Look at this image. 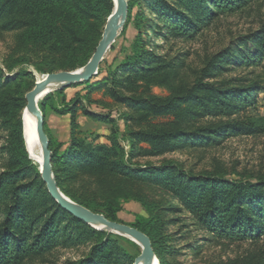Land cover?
Returning a JSON list of instances; mask_svg holds the SVG:
<instances>
[{"label": "trees", "instance_id": "1", "mask_svg": "<svg viewBox=\"0 0 264 264\" xmlns=\"http://www.w3.org/2000/svg\"><path fill=\"white\" fill-rule=\"evenodd\" d=\"M259 2L261 0H177L178 6L165 0L128 2V24L134 22L137 30L131 55L113 69L103 71L99 67L93 79L101 83L106 96L131 110L132 114L122 115L128 129L129 153L116 136L105 146L86 144L75 133L76 112L82 108L81 102L93 103L90 95L96 87L90 81L48 95L39 106L56 185L72 202L117 222V205L128 198L127 186L151 185L167 197L165 205L159 209L163 210L162 214L139 216L133 223L124 224L148 237L158 264H169V255L174 253L170 244L175 242L176 232L167 234L165 230L171 224H179L178 215L182 212L184 219L190 217L198 230L206 233L198 243L209 242L210 235L217 240L249 242L261 249L232 264H264V180L228 183L220 178L192 176L173 165L141 167L134 162L161 156L179 146H207L236 135L256 134L261 129L253 122L236 120L191 131L200 121L232 118L245 107L253 106L256 91L243 85L234 86L236 80L233 79L232 87L227 82H201L182 95L172 93L166 99L150 95L151 86L169 85L174 69L162 56L146 51L144 44L153 23L142 11L133 14V8L142 3L154 8L156 20L162 22L161 26L154 27L158 39L194 41L202 28L219 17L242 12ZM262 5L264 8V0ZM178 7H182V11ZM112 10V0H0V33L15 35L17 45L24 49L26 56L36 58L37 71L71 72L83 67L91 58ZM144 20L146 31L141 36ZM251 47H254L251 54L250 51L242 54L246 47L237 56L229 55L215 62L205 71L204 81L222 77L228 70L225 66L257 63L264 51V20ZM111 51L115 49L112 47ZM24 60L5 67L6 72L10 73ZM105 63L106 67L110 65ZM80 85H86V93L81 95L78 91L68 100L65 91ZM32 86L30 73L21 69L9 77L0 70V264H30L69 248H83L84 254L67 264H133L134 257L119 245V241H124L122 238L96 230L63 210L51 198L37 167L28 159L21 117L24 95ZM48 109L69 117L68 143H58L47 134L45 114ZM83 112L93 119L113 122L110 117L96 116L84 109ZM158 118L168 120L153 124ZM142 144L147 148L140 146ZM90 185L102 196L100 203L88 200ZM195 246L194 251L199 248L197 243Z\"/></svg>", "mask_w": 264, "mask_h": 264}, {"label": "rangeland", "instance_id": "2", "mask_svg": "<svg viewBox=\"0 0 264 264\" xmlns=\"http://www.w3.org/2000/svg\"><path fill=\"white\" fill-rule=\"evenodd\" d=\"M127 1L129 2L130 0ZM165 1L178 6L175 4L177 0ZM142 4L133 8L132 13L135 14L138 11H142L143 16L153 23V28L149 32L144 48L148 53L162 56L166 62L169 61L173 65L174 69L169 76V85L151 86L150 95L161 99L170 97L172 93L182 95L190 87L201 82H227L229 83L228 86L232 87L233 79L236 80L235 82L233 81L234 86L243 85L256 91L253 96V106L251 108L245 107L238 116L232 118L200 121L191 127V131L223 126L236 120L244 121L245 123L253 122L261 131L256 134L232 136L218 143L202 147L179 146V148L169 150L161 156L144 157L136 159L134 162L141 167L173 165L180 171L192 176L220 178L228 183L245 181L254 183L264 180V51L256 64L241 67L228 65L225 66V69L228 70L223 73L222 77L211 81H204L203 78L205 71L210 69L211 65L226 56H237L246 47L247 50L242 52L243 55L248 51H250V54L254 52V47H251L252 40L255 36H259L262 21L264 20L262 0L255 7L219 17L215 22L202 28L194 41L172 39L169 42H164V40L156 37V29L154 27L161 26L162 22L156 20L155 10L152 6L145 7ZM178 9L182 11V7H178ZM146 24L147 22L144 20L140 29L141 36L146 31ZM104 27L105 25L102 33ZM136 39L137 30L135 24L134 22L133 24H128L127 13L117 37L112 42L110 50L107 51L99 67L105 71L107 68L113 69L123 62L125 57L131 55V45ZM112 47L115 49L113 52L111 51ZM26 57L32 56L30 54L26 56L24 49L17 45L15 35L0 33V70L4 75L11 77L22 69L31 74L34 86L38 79L51 74L37 71L34 66L36 58H28V61H25ZM20 59L24 61L16 64L12 71L7 73L5 67L13 66ZM105 61L110 63L108 67H106ZM96 81L95 79L90 81L92 86L96 87L90 95L93 103L86 105L82 101V108L79 107L76 112L75 133L86 144L105 146H109L112 137L116 136L118 143L124 148L126 153H129L128 129L122 115L132 114L131 110L124 104H116L110 97L106 96L104 94L105 89L100 86V82L96 83ZM85 86L80 85L75 89H67L65 91L67 99H71L78 91L81 95H84L86 93ZM141 91L140 89L138 93ZM56 92L54 91L48 95H53ZM44 99L40 101L38 106L42 104ZM56 104H60V100L57 97ZM83 109L96 116L110 117L113 122L105 123L86 116ZM167 120L168 118H158L152 123L157 124ZM45 130L49 137L56 142L68 143L70 135L69 117L59 116L48 109L45 114ZM140 146L147 148L143 144ZM127 190L128 198L120 200L117 205L116 220L118 223H133L136 217H150L163 211L159 209L165 205L167 197L159 188L151 185H131L127 186ZM88 191L90 193L88 200L100 203L102 196L98 195L97 188L94 185H90ZM178 217L180 219L179 224H171L165 230L167 234L176 232V240L170 244L174 248V253L169 255V264H232L261 249V246H256L249 242L236 243L229 240H217L212 235L209 236V242L198 243L201 238H205L206 233L198 230V227L190 217L184 219L186 217L184 212L179 214ZM181 224H185V226L181 227ZM120 238L124 241H119V245L131 254L135 261L141 253V248L126 238ZM196 243L199 248L194 251L192 247ZM83 254V248L61 249L53 252L44 260L38 259L30 264H67L68 262L79 260Z\"/></svg>", "mask_w": 264, "mask_h": 264}, {"label": "water", "instance_id": "3", "mask_svg": "<svg viewBox=\"0 0 264 264\" xmlns=\"http://www.w3.org/2000/svg\"><path fill=\"white\" fill-rule=\"evenodd\" d=\"M113 11L105 24L101 39L99 40L94 53L89 61L81 68L71 72L51 73L42 80H37L33 88L25 95V106L22 113V120L25 116H31L35 120V134L41 149V168L39 174L51 198L66 212L74 218L84 222L90 227L108 232L130 240L141 248L140 255L135 259L133 264H158L151 242L146 235L124 224L107 220L103 215L93 213L84 207L72 202L64 196L58 189L51 168V152L49 151V141L44 132V117L39 108V103L48 94L67 88L72 85L91 81L97 74L100 63L103 61L107 51L110 50L111 44L117 37L122 24L127 17L128 1L112 0ZM52 83H59L61 86L47 93L41 100H38V94L44 88ZM25 150L28 159L37 167V163L32 160L29 146L25 141Z\"/></svg>", "mask_w": 264, "mask_h": 264}, {"label": "bare ground", "instance_id": "4", "mask_svg": "<svg viewBox=\"0 0 264 264\" xmlns=\"http://www.w3.org/2000/svg\"><path fill=\"white\" fill-rule=\"evenodd\" d=\"M115 2V0H113ZM45 78V77H44ZM44 78L38 79L42 80ZM61 86L59 83H52L48 87L44 88L38 94V100H41L47 93L52 91L53 89ZM23 124V139L24 144L27 141V145L29 146L30 154L32 155V160L37 163V168H41V149L40 145L37 141L36 134H35V120L31 116H25L22 120ZM156 264V263H154Z\"/></svg>", "mask_w": 264, "mask_h": 264}]
</instances>
